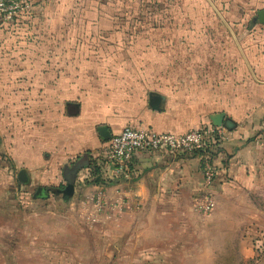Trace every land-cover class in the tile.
Segmentation results:
<instances>
[{
  "label": "crops",
  "instance_id": "obj_1",
  "mask_svg": "<svg viewBox=\"0 0 264 264\" xmlns=\"http://www.w3.org/2000/svg\"><path fill=\"white\" fill-rule=\"evenodd\" d=\"M237 1L250 12L256 43L225 45L229 52L223 59L222 75L216 74L222 60L209 57L207 73L202 76L209 85L202 94L195 88V100L189 101L185 92H178L177 98L170 89L138 85L113 94L102 109L99 104L91 110L82 101L64 103L49 98L45 108L54 122L34 133L39 139L36 144L25 141L24 134L17 135L15 153L11 150V154L0 123V264H7L5 259L10 254L11 264H20L23 258L34 264L41 250L72 251L76 244L78 250H87L88 242L109 237L129 246L132 241H150L146 236L164 234L166 221L176 227L187 220L193 225L194 220L205 217L197 210V200L205 192L198 157L137 154L130 180L85 187L92 176L91 160L105 153L106 142L126 127L181 135L213 126L211 118L223 114L221 127L227 131L228 140L213 161L218 171L214 189H210L215 205H239L246 228L264 219V23L258 17L264 11V0ZM83 7L86 11L85 3ZM93 11L97 21L101 11ZM190 79L193 83V76L184 81ZM57 104L61 108L57 109ZM103 128L109 137H102ZM5 156L11 164H6ZM22 170L27 171L29 185L18 180ZM67 172L75 185L68 204L48 198L46 205L37 207L39 201L24 199L23 186L35 187L45 180L60 182V178L67 183ZM102 173L104 181H113L112 165H105ZM99 188L105 190L108 201L124 202V212H113L110 220L98 215L85 196ZM253 218L255 223L249 222Z\"/></svg>",
  "mask_w": 264,
  "mask_h": 264
},
{
  "label": "rangeland",
  "instance_id": "obj_2",
  "mask_svg": "<svg viewBox=\"0 0 264 264\" xmlns=\"http://www.w3.org/2000/svg\"><path fill=\"white\" fill-rule=\"evenodd\" d=\"M243 6L237 0H25L19 14L0 21V123L9 154L15 153L17 135L36 144L34 133L54 122L45 108L49 98L82 101L91 110L99 104L102 109L113 94L138 85L170 89L177 98L178 92H185L189 101L195 100V88L202 94L209 85L202 80L209 57L222 60L216 67V74L222 75L229 52L225 45L256 43L250 12ZM98 8L101 14L95 21L93 10ZM192 76L193 83L184 81ZM4 160L11 164L7 156ZM59 181L23 186L24 199L39 201L37 207L46 205L47 200L33 199L37 189L63 190L67 183ZM49 199L64 201L52 191ZM199 213L205 217L200 215L193 225L187 220L172 227V221H166L164 234L146 236L150 241L127 246L109 237L88 242L87 250H78L77 244L72 251L41 250L33 262L264 264V219L257 224L249 219L255 224L244 227L239 205H214L209 214ZM5 260L11 264L12 254ZM31 263L27 258L20 261Z\"/></svg>",
  "mask_w": 264,
  "mask_h": 264
},
{
  "label": "built area",
  "instance_id": "obj_3",
  "mask_svg": "<svg viewBox=\"0 0 264 264\" xmlns=\"http://www.w3.org/2000/svg\"><path fill=\"white\" fill-rule=\"evenodd\" d=\"M25 6L23 0H0V21H7L19 14ZM228 140V133L223 127L209 126L188 133L176 135L156 133L132 127L124 128L119 134L109 139L106 148V165L113 166L114 180L123 183L132 177L133 159L137 154H155L163 152L173 157L184 154H196L202 161V175L205 192L198 198V210L209 214L214 205V194L210 192L215 178V160L213 154ZM98 187V186H93ZM85 200L91 204L98 215L112 219L113 212H124V202H110L105 190L99 188L90 191Z\"/></svg>",
  "mask_w": 264,
  "mask_h": 264
},
{
  "label": "trees",
  "instance_id": "obj_4",
  "mask_svg": "<svg viewBox=\"0 0 264 264\" xmlns=\"http://www.w3.org/2000/svg\"><path fill=\"white\" fill-rule=\"evenodd\" d=\"M25 2V0H23ZM103 18V17H102ZM107 18V17H105ZM107 23L110 22V18L107 19L106 21ZM135 129V128H134ZM190 132V131H189ZM188 133V132H187ZM108 143H109V140L106 142V146H108ZM222 148L223 147H219L216 152L213 154L214 158L217 157V155H219L222 151ZM175 157H191V158H194L196 157V154H184V155H177ZM107 163V159H106V151L105 153L101 154L99 157H97L95 160H91L90 162V168L92 170V176H91V179L85 183V187H93V186H110V185H113V184H117L119 182V180H114L113 181H110V182H106L103 180L102 178V169L105 167ZM201 169H202V165H201ZM217 176H218V171L217 169L215 168V178L213 180V184H212V188L211 189H214V184L216 182V179H217ZM39 189H37L38 191ZM41 190L44 191V195H40V196H36L34 200H47L49 198V193L50 191H52V193H54V195L56 196L57 195V192L60 191L61 189H55V188H41ZM36 191V192H37ZM71 199H64V203L65 204H68L70 202ZM20 208L18 207V210Z\"/></svg>",
  "mask_w": 264,
  "mask_h": 264
},
{
  "label": "water",
  "instance_id": "obj_5",
  "mask_svg": "<svg viewBox=\"0 0 264 264\" xmlns=\"http://www.w3.org/2000/svg\"><path fill=\"white\" fill-rule=\"evenodd\" d=\"M258 17H259L260 23H264V11L259 12ZM211 121L213 123V126L221 127L224 125V122H223L224 115L221 114V115L214 116L211 118ZM100 133L103 138L109 137L107 135V130L104 128L100 129ZM18 180L26 185H29L30 181L27 176V171L25 170L20 171V173L18 174ZM39 191H41V189ZM74 192H75L74 181H72L71 179H67V185L65 186L63 190L59 191L58 193L62 194L64 199H71L74 196Z\"/></svg>",
  "mask_w": 264,
  "mask_h": 264
},
{
  "label": "flooded vegetation",
  "instance_id": "obj_6",
  "mask_svg": "<svg viewBox=\"0 0 264 264\" xmlns=\"http://www.w3.org/2000/svg\"><path fill=\"white\" fill-rule=\"evenodd\" d=\"M59 192V191H58ZM40 195H44V191L43 190H41V191H37V196H40Z\"/></svg>",
  "mask_w": 264,
  "mask_h": 264
}]
</instances>
